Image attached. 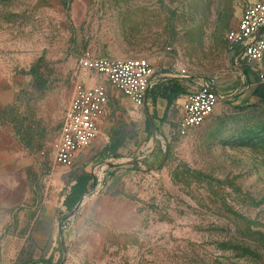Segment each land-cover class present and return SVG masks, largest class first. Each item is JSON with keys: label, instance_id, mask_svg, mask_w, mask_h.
Returning <instances> with one entry per match:
<instances>
[{"label": "rangeland", "instance_id": "rangeland-1", "mask_svg": "<svg viewBox=\"0 0 264 264\" xmlns=\"http://www.w3.org/2000/svg\"><path fill=\"white\" fill-rule=\"evenodd\" d=\"M257 1L0 0V264L50 248L40 237L53 216L68 231L64 264H264V62L263 76L242 72L227 41ZM88 55L154 57L166 83L188 93L213 83L224 98L185 136L181 108L160 118L153 101L141 145L155 148L139 153L141 164L116 163L109 129L103 149L87 148L69 169L55 163V145L75 85L107 83L82 69ZM124 118L109 110L103 121ZM93 172L103 186L63 210ZM8 236L16 251L3 256Z\"/></svg>", "mask_w": 264, "mask_h": 264}, {"label": "built area", "instance_id": "built-area-1", "mask_svg": "<svg viewBox=\"0 0 264 264\" xmlns=\"http://www.w3.org/2000/svg\"><path fill=\"white\" fill-rule=\"evenodd\" d=\"M229 52L236 66L248 68L251 73H261L264 62V2H252L243 11L238 24L227 33ZM82 69L105 76L107 83L89 86L78 80L67 109L61 136L55 145V163L66 168L76 165L79 153L97 138L100 122L109 105L108 83L120 90L136 106H145L152 87L154 67L147 57L130 58L92 57L80 60ZM181 68V76L188 74ZM221 95L213 83L202 85L189 92L183 104L177 133L185 136L202 126L213 114Z\"/></svg>", "mask_w": 264, "mask_h": 264}, {"label": "crops", "instance_id": "crops-1", "mask_svg": "<svg viewBox=\"0 0 264 264\" xmlns=\"http://www.w3.org/2000/svg\"><path fill=\"white\" fill-rule=\"evenodd\" d=\"M147 58L153 65L154 71H156L153 77L154 86L150 91L147 105L141 107L136 106L120 90L108 83L109 105L106 115L108 114L109 110H116L120 116L123 115L125 118L123 120H118L112 123L103 121L106 116L102 119V121L100 122L99 134L96 138L97 141L95 143L92 142V144L89 146H92L90 154L96 156L99 151L103 149L105 144V136L107 135L106 131L109 129H113L115 130V132L113 133V142L111 144V149L117 153V157L115 158L116 163L123 166H126L129 163L134 164V162H138L139 164H141L142 157L138 156L139 153L141 151H144V149L151 148V150H154L155 148V146L151 144V141L147 142L145 145H141L143 138L148 135V131L151 127L150 124H148L147 121L143 119L144 111L150 113V106L152 105L153 101H155L156 109L159 112L160 118L163 116L169 106L179 107L181 108V112L183 111L182 107L188 94V89L183 88V85L178 81L166 83L165 81L167 79V76L164 73H158L159 62H157L154 57L150 58L149 56ZM236 67L244 73H246V69H248L241 66ZM176 76L183 77L181 75ZM215 88L221 95L222 100L224 96L220 88L217 85H215ZM152 128L156 131L162 130L168 132L171 126L166 122L154 120V122L152 121ZM153 134L155 133L153 132ZM130 151H134V156L138 157L128 158L127 154ZM83 152L84 150L79 153L77 161L82 156ZM88 175L90 176V180L87 186L88 190L91 187L96 188L103 186V184L101 183L100 175L96 174L95 172ZM62 179L66 182V179L64 177ZM48 209L57 212L58 206H56L55 208L50 207ZM62 209L67 211L68 213L75 211V209L69 210L67 206ZM60 220L61 219H58V217L53 216L47 218L46 221L42 223V225H44L45 227L44 230L46 231V233H43V235H41V241H51V247L48 249L32 250L28 254L22 256L16 264H55L61 257H63L62 264H64L66 262L65 257L67 256L64 245L68 231L61 228ZM9 251H16V239L11 236H8L3 242L2 255L6 256L7 254H9ZM19 253L20 250H18V256ZM10 264H15V262H12Z\"/></svg>", "mask_w": 264, "mask_h": 264}, {"label": "trees", "instance_id": "trees-1", "mask_svg": "<svg viewBox=\"0 0 264 264\" xmlns=\"http://www.w3.org/2000/svg\"><path fill=\"white\" fill-rule=\"evenodd\" d=\"M90 180V176L88 174H84L80 179L77 180L76 185L73 186L71 193L68 195L65 205L69 210H73L78 207L83 196L87 192L88 183Z\"/></svg>", "mask_w": 264, "mask_h": 264}]
</instances>
